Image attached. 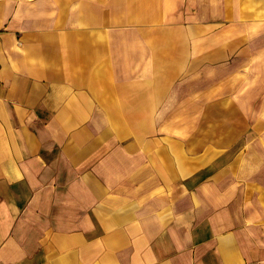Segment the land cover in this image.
<instances>
[{
  "label": "crops",
  "instance_id": "crops-1",
  "mask_svg": "<svg viewBox=\"0 0 264 264\" xmlns=\"http://www.w3.org/2000/svg\"><path fill=\"white\" fill-rule=\"evenodd\" d=\"M195 3L0 0V264H264L261 112L197 150L159 124L220 52ZM239 67L213 96L264 89Z\"/></svg>",
  "mask_w": 264,
  "mask_h": 264
},
{
  "label": "rangeland",
  "instance_id": "rangeland-1",
  "mask_svg": "<svg viewBox=\"0 0 264 264\" xmlns=\"http://www.w3.org/2000/svg\"><path fill=\"white\" fill-rule=\"evenodd\" d=\"M194 1L203 35L209 32L218 35L220 52L217 62L203 66L200 78L198 74L187 72L185 82L170 89V103L165 105V115L170 117L159 124L169 136L179 137L189 148L197 150L209 145L212 130L218 139L225 138L222 134L227 128H236L238 132L249 128L252 133L258 124V120L253 119L256 113L260 111L264 117V89L255 88L256 82L254 85L247 82L249 86L244 84L243 87H237L240 83L229 82L228 92L224 89L220 95L219 91L217 98L209 88L210 73L216 68L225 79L229 71H221L224 64L246 67L247 74L255 75L258 72H251L253 66L264 67V0ZM193 29L198 31L197 25ZM234 49L237 52L234 53ZM243 112L250 114L249 120L241 118ZM228 113L237 118H227ZM261 124L264 126V118Z\"/></svg>",
  "mask_w": 264,
  "mask_h": 264
}]
</instances>
